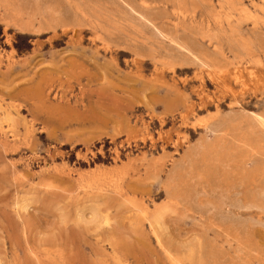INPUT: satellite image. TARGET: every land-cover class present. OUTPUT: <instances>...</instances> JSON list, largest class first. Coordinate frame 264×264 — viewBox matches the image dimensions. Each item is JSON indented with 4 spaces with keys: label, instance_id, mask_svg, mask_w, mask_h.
<instances>
[{
    "label": "rangeland",
    "instance_id": "1",
    "mask_svg": "<svg viewBox=\"0 0 264 264\" xmlns=\"http://www.w3.org/2000/svg\"><path fill=\"white\" fill-rule=\"evenodd\" d=\"M203 2H0V264H264V0Z\"/></svg>",
    "mask_w": 264,
    "mask_h": 264
},
{
    "label": "bare ground",
    "instance_id": "2",
    "mask_svg": "<svg viewBox=\"0 0 264 264\" xmlns=\"http://www.w3.org/2000/svg\"><path fill=\"white\" fill-rule=\"evenodd\" d=\"M2 1V0H1ZM0 1V2H1ZM66 1H68V0H66ZM129 1V0H128ZM188 1H190V0H188ZM201 1V0H200ZM206 1V0H205ZM230 1V0H229ZM239 1V0H238ZM256 1V0H255ZM263 1V0H262ZM202 2H203V0H202ZM209 2V1H208ZM227 2V1H226ZM233 2V1H232ZM8 3V2H7ZM10 3V2H9ZM8 3V4H9ZM69 3V2H68ZM70 3H71V1H70ZM143 3V2H142ZM145 3H147V2H145ZM204 3V2H203ZM229 3V2H228ZM241 3V2H240ZM247 3V2H246ZM253 3V2H252ZM3 4V3H2ZM7 4V5H8ZM210 4V3H209ZM249 4V3H248ZM251 4V3H250ZM262 4V3H261ZM261 4H260V6H261ZM1 5V4H0ZM10 5V4H9ZM17 5V4H16ZM176 5H178V4H176ZM224 5H225V3H224ZM230 5V4H229ZM235 5V4H234ZM262 5H264V4H262ZM3 6V5H2ZM232 6V5H231ZM238 6V5H237ZM241 6V5H240ZM252 6V5H251ZM11 7V6H10ZM179 7V6H178ZM189 7V6H188ZM235 7V6H234ZM239 7V6H238ZM237 7V8H238ZM241 7H244V6H241ZM6 8V7H5ZM7 8H8V6H7ZM12 8V7H11ZM76 8V7H75ZM174 8V7H173ZM180 8V7H179ZM211 8V7H210ZM221 8V7H220ZM3 9V11H4V8H2ZM13 9H14V7H13ZM79 9V8H78ZM145 9V8H144ZM175 9V8H174ZM184 9V8H183ZM195 9V8H194ZM224 9H226V8H224ZM262 9H264V7L262 8ZM12 10V9H11ZM16 10H17V8H16ZM75 10V9H74ZM152 10V9H151ZM196 10V9H195ZM194 10V11H195ZM211 10V9H210ZM213 10V9H212ZM216 10V9H215ZM214 10V11H215ZM228 10H230V9H228ZM227 9H226V11H228ZM236 10H239V9H236ZM248 10V9H247ZM260 10V9H259ZM6 11V10H5ZM7 11H9V10H7ZM13 11V10H12ZM173 11V10H172ZM183 11H185V10H183ZM187 11V10H186ZM193 11V10H192ZM193 11V12H194ZM242 11V10H241ZM10 12V11H9ZM76 12V11H75ZM78 12V11H77ZM205 12V11H204ZM232 12V11H231ZM243 12H246V10L245 11H243ZM250 12V11H249ZM256 12V11H255ZM262 12V11H261ZM12 13H14V12H12ZM167 13V12H166ZM215 13V12H214ZM217 13V12H216ZM236 13V12H235ZM238 13H240V12H238ZM247 13V12H246ZM263 13V12H262ZM21 14V13H20ZM188 14V13H187ZM197 14V13H196ZM207 14V13H206ZM210 14V13H209ZM212 14H213V12H212ZM225 14H227V13H225ZM237 14V13H236ZM245 14V13H244ZM250 14V13H249ZM15 15V14H14ZM166 15V14H165ZM176 15H179V13L178 14H175V16ZM190 15V14H189ZM188 15V16H189ZM203 15H205L204 13H203ZM208 15V14H207ZM219 16H220V14H218ZM229 15V14H228ZM246 15V14H245ZM16 16V15H15ZM161 16H163V17H165L163 14L161 15ZM193 16V15H192ZM210 16V15H209ZM215 16V15H214ZM214 16H212L213 18H215L216 16H217V14H216V16L214 17ZM222 16H223V14H222ZM233 16V15H232ZM237 16V15H236ZM235 16V17H236ZM250 16L252 17V15L250 14ZM18 17V16H17ZM180 17V16H179ZM179 17H178V19H179ZM203 17V16H202ZM201 17V18H202ZM206 17V16H205ZM218 17V16H217ZM248 17V16H247ZM15 18V17H14ZM167 18V17H166ZM180 18H182V17H180ZM186 18V17H185ZM188 18V17H187ZM211 18V17H210ZM220 18V17H219ZM224 18V17H223ZM225 18H226V16H225ZM250 18V17H249ZM52 19H54V18H52ZM177 19V18H176ZM189 19H190V17H189ZM193 19V18H192ZM200 19V18H199ZM227 19V18H226ZM225 19V20H226ZM183 20V19H182ZM203 20H205V19H203ZM208 20V19H207ZM215 20H217V18H215ZM233 20H236V19H233ZM237 20H238V18H237ZM244 20V19H243ZM250 20H253V19H250ZM173 21V20H172ZM188 21H190V20H188ZM193 21V20H192ZM196 21V20H195ZM202 21V20H201ZM206 21V20H205ZM219 21H221V20H219ZM228 21H229V18H228ZM254 21H255V19H254ZM191 22V21H190ZM189 22V23H190ZM211 22V21H210ZM238 22V21H237ZM246 22H247V19H246ZM256 22V21H255ZM254 22V23H255ZM264 22V21H263ZM176 23V22H175ZM178 23V22H177ZM176 23V24H177ZM183 23V22H182ZM182 23H180L179 22V24H182ZM195 22H193V24H194ZM201 23V22H200ZM203 23V22H202ZM221 23V22H220ZM54 24H56V23H54ZM162 24V23H161ZM166 24V23H165ZM213 24H214V22H213ZM222 24V23H221ZM252 24V23H251ZM57 25V24H56ZM61 25V24H60ZM183 25H185V23L183 24ZM189 25V24H188ZM192 25V24H191ZM203 25V24H202ZM172 26V25H171ZM199 26V25H198ZM214 26V25H213ZM215 26H217V25H215ZM227 26V25H226ZM231 26V25H230ZM233 26V25H232ZM252 26V25H251ZM255 26V25H254ZM259 26V25H258ZM262 26V25H261ZM55 27V26H54ZM61 27H63V26H61ZM173 27V26H172ZM175 27V26H174ZM179 27V26H178ZM182 27V26H181ZM185 27H186V25H185ZM229 27V26H228ZM257 27V26H256ZM56 28V27H55ZM192 28V27H191ZM200 28H202V27H200ZM206 28V27H205ZM209 28V27H208ZM233 28V27H232ZM221 29H222V27H221ZM253 29V28H252ZM255 29V28H254ZM223 30V29H222ZM258 30V29H257ZM197 31V30H196ZM219 32V31H218ZM222 32H224V31H222ZM221 32V33H222ZM230 32V31H229ZM254 32V31H253ZM228 33V32H227ZM233 33H235V31L233 32ZM260 33V32H259ZM207 34V33H206ZM98 35V34H97ZM205 35V34H204ZM237 35V34H236ZM247 35V34H246ZM245 35V36H246ZM257 35H258V33H257ZM80 36V35H79ZM255 36V35H254ZM261 36H262V34H261ZM261 36H259V37H261ZM206 37H207V35H206ZM238 37H239V35H238ZM237 36H236V38L239 40L240 39V37L238 38ZM216 37H214V39H215ZM247 38H248V36H247ZM254 38V37H253ZM210 39V38H209ZM257 39V38H256ZM260 38H258V40H259ZM208 40V39H207ZM248 40H250V38L248 39ZM261 40V39H260ZM259 40V41H260ZM211 41V40H210ZM213 41V40H212ZM215 41H217V39H215ZM241 41H242V38H241ZM251 41V40H250ZM258 41V42H259ZM219 42V41H218ZM236 43V42H235ZM251 43V42H250ZM256 43V42H255ZM260 43V42H259ZM194 44V43H193ZM207 44V43H206ZM242 44V43H241ZM262 44V43H261ZM190 45V44H189ZM199 45V44H198ZM215 45V44H214ZM237 45V44H236ZM260 45V44H259ZM243 46V45H242ZM255 46V45H254ZM253 46V47H254ZM258 46V45H257ZM245 47H247L246 45H245ZM249 47V46H248ZM262 47V46H261ZM179 48H180V46H179ZM210 48H212V47H210ZM220 48V47H219ZM244 48V47H243ZM259 48V47H258ZM257 48V49H258ZM181 49V48H180ZM184 49V48H183ZM260 49V48H259ZM258 49V50H259ZM246 51H247V49H245ZM264 50V49H263ZM186 51V50H185ZM227 51V50H226ZM187 52V51H186ZM234 52V51H233ZM219 53V52H218ZM224 53V52H223ZM239 53V52H238ZM251 53V52H250ZM253 53V52H252ZM251 53V54H252ZM256 53V52H255ZM255 53H253V54H255ZM263 53V52H262ZM220 54V53H219ZM226 54V53H225ZM257 54V53H256ZM191 55V54H190ZM227 55V54H226ZM235 55H236V52H235ZM264 55V54H263ZM222 56H224V55H222ZM241 56V55H240ZM245 56V55H244ZM252 56V55H251ZM193 57V56H192ZM255 57H256V55H255ZM258 57V56H257ZM263 57V56H262ZM223 58H225V57H223ZM227 58V57H226ZM241 58V57H240ZM239 58V59H240ZM199 59V58H198ZM217 59V58H216ZM255 59V58H254ZM259 59V58H258ZM226 60V59H225ZM227 60H228V58H227ZM234 60V59H233ZM238 60V59H237ZM260 60V59H259ZM254 63H258L257 62V60H252ZM216 62V61H215ZM220 62V61H219ZM231 62H233V61H231ZM246 62V61H245ZM200 63V62H199ZM228 63V62H227ZM229 63H230V61H229ZM236 63H237V61H236ZM261 63V62H260ZM201 64V63H200ZM238 65H239V63H237ZM236 64V65H237ZM240 64H242V63H240ZM252 64V63H251ZM228 66H229V64H227ZM226 65V66H227ZM231 65H233V63L231 64ZM245 65V64H244ZM254 65V64H253ZM256 65V64H255ZM260 65V64H259ZM208 67H210L209 65H207ZM242 66V65H241ZM256 66H258V64L256 65ZM261 66H263V65H261ZM260 66V67H261ZM206 67V66H205ZM216 67V66H215ZM218 67V66H217ZM212 68H213V65H212ZM222 68V67H221ZM234 67H232L231 66V69H230V67H229V69L230 70H232ZM207 69V68H206ZM219 69V68H218ZM217 69V70H218ZM228 69V70H229ZM236 69H238V68H236L235 67V71H236ZM240 69V68H239ZM238 69V70H239ZM209 71H210V69H208ZM213 70V69H212ZM211 70V71H212ZM217 70H215L214 71V73L217 71ZM220 70V69H219ZM223 70H225V67H224V69ZM227 70V69H226ZM234 71V70H233ZM232 71V72H233ZM240 71V70H239ZM204 72V71H203ZM208 72V71H207ZM224 72V71H223ZM223 72H220V73H223ZM241 72V71H240ZM220 73H219V75H220ZM225 73V72H224ZM237 73V72H236ZM256 73V72H255ZM211 74V73H210ZM216 75L218 74L217 72L215 73ZM215 74H213L215 77H217ZM235 74V73H234ZM204 75V74H203ZM212 75V76H213ZM223 74H221V76H222ZM240 75V74H239ZM251 75H253V74H251ZM209 76V75H208ZM236 76H238V75H236L235 74V77ZM228 77V76H227ZM234 77V76H233ZM244 77V76H243ZM220 78V77H219ZM218 77L216 78V79H219ZM222 79L221 80H223V78H224V76H222L221 77ZM237 78H241V77H237ZM236 78V79H237ZM212 79V78H211ZM211 79H210V81H211ZM229 79V78H228ZM212 81H214V80H212ZM225 81V80H224ZM235 81V80H234ZM202 83V82H201ZM215 83V82H214ZM217 83V82H216ZM226 88H227V86H226ZM203 101V100H202ZM202 103H204V102H202ZM205 103H206V100H205ZM216 113V112H215ZM256 114V113H255ZM215 116V115H214ZM224 116V115H223ZM226 116V115H225ZM222 118V117H221ZM225 118V117H224ZM255 118V117H254ZM206 119H207V117H206ZM209 119H210V117H209ZM214 119V118H213ZM250 119V118H249ZM203 120V119H202ZM211 120V119H210ZM219 120V119H218ZM243 120V119H242ZM241 120V121H242ZM256 120H257V122H258V125L259 126H261L263 129H264V116H262V115H257V118H256ZM209 121V120H208ZM203 122H205V120L203 121ZM254 122V121H253ZM222 125L223 124H217V125H213V126H208V127H206L205 129V140H207V139H209L210 137H212V138H216L218 135H219V133L223 130L222 129ZM233 125V124H232ZM236 127V126H235ZM231 128H233V127H231ZM247 128V127H246ZM257 129V128H256ZM225 130V129H224ZM236 130V129H235ZM224 132V131H223ZM226 132V131H225ZM227 133V132H226ZM243 134V133H242ZM234 137V136H233ZM233 139V138H232ZM234 140V139H233ZM200 142V141H199ZM196 143V142H195ZM195 143H194V146H196V151L198 150V149H200V150H204V149H206V148H208V147H210V146H212V145H214L213 143L214 142H203L202 141V143H200V144H196L195 145ZM250 143H251V140H250ZM193 143H191V145H192ZM240 144L241 145H243V146H245V145H247V142L246 141H244V140H241V142H240ZM264 145V144H263ZM189 146H190V144H189ZM249 146H250V144H249ZM253 146V145H252ZM251 146V147H252ZM195 148V147H194ZM186 150V149H185ZM187 151V150H186ZM193 152V151H192ZM202 152V151H201ZM184 153V152H183ZM197 153V152H196ZM201 154V153H200ZM202 155V154H201ZM200 155V156H201ZM164 156V155H163ZM163 156H160V157H163ZM165 156H167V154H165ZM185 156H186V158H185V161L183 162V164L181 165V164H178V165H176V167H178V168H176V170L178 171V170H180L181 169V167L185 164V163H188L189 164V166H190V162H191V157H192V155L190 154V152L188 153V154H185ZM165 158V157H164ZM180 158V157H179ZM155 160V159H154ZM161 160H163L164 161V159L162 158ZM173 161V160H172ZM153 163V162H152ZM194 163V162H193ZM175 164V163H174ZM192 165V164H191ZM186 166V165H185ZM188 166V165H187ZM184 169V168H183ZM175 170V171H176ZM185 172V171H184ZM172 178V173L169 175V180ZM169 198H171V197H169ZM255 205V204H254ZM247 206V205H246ZM248 207V206H247ZM246 207V208H247Z\"/></svg>",
    "mask_w": 264,
    "mask_h": 264
}]
</instances>
